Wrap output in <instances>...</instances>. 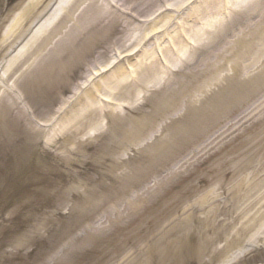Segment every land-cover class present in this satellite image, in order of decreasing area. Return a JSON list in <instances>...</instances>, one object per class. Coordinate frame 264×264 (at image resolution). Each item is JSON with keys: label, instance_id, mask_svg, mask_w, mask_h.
<instances>
[{"label": "rangeland", "instance_id": "rangeland-1", "mask_svg": "<svg viewBox=\"0 0 264 264\" xmlns=\"http://www.w3.org/2000/svg\"><path fill=\"white\" fill-rule=\"evenodd\" d=\"M25 1L0 0V39L16 33L2 78L36 23L21 22ZM247 1L192 0L114 64L120 26L92 23L72 67L36 86L60 20L42 56L34 45L14 64L0 81V264H264V48L242 46L263 22Z\"/></svg>", "mask_w": 264, "mask_h": 264}, {"label": "bare ground", "instance_id": "bare-ground-1", "mask_svg": "<svg viewBox=\"0 0 264 264\" xmlns=\"http://www.w3.org/2000/svg\"><path fill=\"white\" fill-rule=\"evenodd\" d=\"M190 1L192 0H26L21 12V22L27 21L33 24L36 21V23L28 29V38L25 43L15 49L11 57H8L2 63L4 76L3 78L0 76V81L3 84L5 81H9L14 64L20 62L21 58L30 52L45 34L50 33V30L55 27L54 24L57 21L65 20L70 22L71 25L65 32L61 34L58 32L60 35L55 42L50 43V36H47L34 49L37 56H42L43 49L50 43L51 47L56 48L58 52L55 62L52 61L44 65L37 73L31 72V82L36 86H40L53 78L55 75L54 72L57 70L58 72H63L66 68L72 67V63L75 62L74 60L82 53L79 48L73 49L71 47L72 42L75 40L73 37L83 35L85 30H88L92 26V23H98L100 30H103L104 33L112 30L116 26H120L122 32L120 33L119 39L116 40L120 42L118 43L120 45L118 46V52L114 55V61L112 62L114 64L116 62L115 60L125 55V51L133 54L137 50V42L140 37L156 38L157 35L163 36L167 33L169 34L168 26L175 19L176 12L181 10ZM247 2L246 4H240L245 12L248 10L246 17H257L259 21L262 20L263 25L249 33V36L252 35L260 38V41L258 42L259 44H256L248 40L242 44L245 48V53L249 52L255 45H258L257 51H261L264 48V0ZM196 10L200 11L199 9ZM203 11L205 10L203 9ZM131 23L137 24L130 28ZM83 26H86L85 29ZM17 30H19L18 27ZM72 30L76 31L72 33ZM205 33L210 32L206 28H198L193 32L192 37ZM15 34H9L8 25V29L0 39V48L9 47V38L11 37L12 40L15 39ZM73 34H76V36ZM90 34H92L90 37L94 35V33ZM175 34H182V31H177ZM66 38L71 39L64 41L61 46V41ZM70 57L74 59H72L69 66ZM110 65L111 62L108 61L102 67L90 70L87 80H92L93 77L107 70ZM7 127H9V90L8 92H3V95L0 96V129L6 130ZM240 187V185L237 186L238 189ZM256 234L250 236L248 240L254 238ZM235 243L236 241L227 242L223 249L230 248ZM232 258H235V255H230L229 261Z\"/></svg>", "mask_w": 264, "mask_h": 264}]
</instances>
